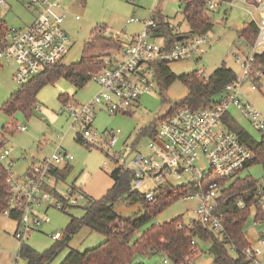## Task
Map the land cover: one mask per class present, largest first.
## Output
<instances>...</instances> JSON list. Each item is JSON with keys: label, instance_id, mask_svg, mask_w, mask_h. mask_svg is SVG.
Here are the masks:
<instances>
[{"label": "built area", "instance_id": "1", "mask_svg": "<svg viewBox=\"0 0 264 264\" xmlns=\"http://www.w3.org/2000/svg\"><path fill=\"white\" fill-rule=\"evenodd\" d=\"M61 0H27L25 7L35 10L36 14L27 24L18 26L7 25L0 36V67L3 61H13L16 65L15 80L24 83L37 72L51 66L62 59L64 52L71 43L62 21L65 13L62 11ZM207 9L212 12L220 5L241 4L257 26V38L252 45L264 43V0H204ZM0 0V7H5ZM238 5V4H237ZM138 21L142 29L135 33L129 42L122 44L117 53L109 54L105 67L92 76L97 85V91L84 103H73L67 100L62 107L69 119V127L76 129L78 138L86 147L105 149V155L112 158L117 166L132 171L131 187L135 190L147 185L143 191L144 198L153 202L164 186L171 188L170 177H188L186 183L189 192L182 198L195 197L198 204L195 218L200 223L207 224L215 233H223L222 213L217 210L221 186L210 179L211 176L220 178L230 177L243 169V165L253 159L251 151L241 141L239 135L226 128L222 115L229 106H235L243 117L252 125L264 129V117L249 100H240L239 92L244 81L250 82V88L256 89L255 82L250 81V66L252 54L236 61L242 69L241 75L225 85L222 96L209 106L192 109L181 106L160 120L155 135L146 145V152L132 151L129 147L120 153L110 151L117 142L119 130L105 129L102 134L92 127L96 109L103 107L109 114L129 111L143 94H150L154 85L153 62L159 60L178 61L197 54L203 45L210 43L206 33H198L191 37H182L172 46L165 48L164 40L153 35L157 21L152 13L146 19L129 17L126 23ZM111 29L106 26L102 32L108 36ZM175 33H177L175 31ZM121 30L112 32V38L119 39ZM199 72H204L199 69ZM257 77H261L259 71ZM222 124L225 128H219ZM26 125L17 126V130H25ZM13 145H9L6 135L0 131V176L7 183L11 194L7 200L3 216L11 219L16 227L13 236L24 242L26 236L34 231H40L50 221L47 210L51 207L65 210L76 203L78 197H83L80 191L70 185L67 191L61 192L56 188L60 179L55 169H64L73 159L58 143L48 155L33 158L22 172L15 175L11 166L17 159L12 154ZM253 192L252 207H264V177L257 182ZM236 204L245 207L243 200L237 199ZM18 212V220L11 217ZM254 222L261 219L254 217ZM245 231V230H244ZM48 236L57 240L62 232L50 231ZM193 247L196 239L191 240ZM232 247V246H231ZM245 260L242 264H263L264 236H259L257 243L250 242L243 248ZM166 264H190L189 257L184 262L171 263L167 257Z\"/></svg>", "mask_w": 264, "mask_h": 264}, {"label": "rangeland", "instance_id": "2", "mask_svg": "<svg viewBox=\"0 0 264 264\" xmlns=\"http://www.w3.org/2000/svg\"><path fill=\"white\" fill-rule=\"evenodd\" d=\"M5 7H0V22L3 25H22L29 23L36 11L24 7L27 0H4ZM61 9L65 13L62 25L71 41L62 56L65 65L78 61L82 55L85 41L90 31L97 27L108 26L111 31L108 36L112 38V32L121 30L120 43H124L123 33L127 35L134 31L139 32L142 24L137 21L126 23L129 17L146 19L152 13L182 29L188 28L183 18L184 3L182 0H61ZM238 4V5H237ZM227 6L225 4L210 12L215 21L212 28L205 32L209 37V45H203L199 52L192 57L183 60L168 62V68L175 75L191 72L201 68L204 76H209L214 69L224 63L236 75L242 74L239 62L240 58L254 52L264 50V43L251 46L235 33L236 26L240 27L248 21L249 17L241 4ZM112 50V49H111ZM114 50V49H113ZM110 51V49L106 50ZM16 65L13 61H3L0 67V131L6 135L9 145L14 146L12 154L17 157L11 170L15 175L22 176L27 164L40 155L50 154L56 144H60L73 159L63 169L64 177L56 181V188L67 191L73 183L75 187L83 190L87 195L98 198L112 184L111 169L116 166L115 161L105 155V149L99 147H85L75 139L76 129L69 127L67 112L62 107L63 97L72 100L73 103L86 102L97 90L96 83L90 79L85 85L76 89L70 80L63 76L54 82L42 86L34 97V102L28 105L29 114L23 109H17L11 113L3 111L2 107L9 96L16 91L21 83H17L13 73ZM264 81V79H263ZM239 92L240 100H249L264 117V82H259L256 89L250 88V82L244 81ZM153 91L143 94L137 100L138 103L128 113L109 114L103 107L96 109L93 116V129L102 134L105 129L119 130L117 142L110 151L121 152L124 148L135 144L132 151L146 152V145L150 140L149 133H141V128L152 122V119L165 114L174 102L181 100L187 93V87L178 78L169 83L166 88L162 80L154 78ZM66 95V96H63ZM228 115L231 121L236 123L255 138L260 137L264 129L255 128L251 122L239 112L233 105L228 107ZM26 125L25 130H17V126ZM219 124V128H225ZM244 176L260 180L263 177V169L259 163H252L243 171ZM190 179L188 177H170V186L179 189ZM147 185L141 186L139 192L147 190ZM169 188L163 187V193ZM160 194V193H158ZM195 197L183 199L178 197L159 211L151 219L150 224L169 221L174 217L183 218L185 225L196 220L195 209L197 207ZM84 198L78 197L75 204L65 210L51 207L47 210L50 221L40 231L29 233L24 242L36 251L47 248L53 239L48 236L50 231L63 232L70 215L80 216L83 213ZM114 211L122 218L133 217L143 211L140 201L121 196L113 202ZM68 212V213H67ZM255 207H250V214L246 220L245 232L257 243V236L264 234V207L262 219L254 222ZM16 224L6 216H0V264H24V260L16 257L21 243L13 236ZM104 241L103 235L85 226L73 233L68 245L57 253V256L49 264H58L67 255L70 249L83 251L91 246ZM250 242V241H249ZM205 244L199 243L194 252L189 255L190 264H213L212 254L206 249ZM200 245V247H199ZM233 252V251H232ZM137 260L143 264H163L164 255L156 252L150 255H137ZM16 259V261H15Z\"/></svg>", "mask_w": 264, "mask_h": 264}, {"label": "trees", "instance_id": "3", "mask_svg": "<svg viewBox=\"0 0 264 264\" xmlns=\"http://www.w3.org/2000/svg\"><path fill=\"white\" fill-rule=\"evenodd\" d=\"M182 1L184 3L183 18L188 25V31L182 37H191L209 31L215 21L212 20L204 0ZM153 18L158 23L153 29V35L160 36L164 40L165 48L176 43L180 34L174 32V26L168 20H163L159 14L158 16L153 15ZM6 26L2 21L0 22V36L5 32ZM102 29L103 26L100 25L90 31L78 61L65 65L61 59L21 83L20 87L4 103L3 111L11 113L21 108L29 114L28 105L34 102L38 90L61 76L70 80L76 89L83 87L95 73L105 67V60L108 57L104 52L108 49H110L108 52H116L122 45L119 39L106 36ZM257 31L256 23L248 20L236 29V34L252 46L257 38ZM252 58L248 79L255 82L259 88L261 86H258V83L264 82V50L254 52ZM168 62L167 60L153 62L155 79L162 80L166 88L169 83L178 78L187 87V93L181 100L174 102L165 114L153 118L152 122L141 128V133H149L151 138L155 135L160 120L173 110L184 104L192 109L209 106L222 96L225 85L236 77V72L224 63L217 66L209 76H204V72L201 73L199 70L175 75L169 70ZM257 71L261 73V77L256 76ZM66 98L63 97L62 101L72 99ZM227 112L221 117L226 128L235 131L241 141L253 151L254 156L250 162L243 165V169L230 177L223 179L214 175L210 177L221 186L217 210L222 213L223 233H215L207 224L197 220H193L187 226L180 216L162 223L150 224L151 219L159 211L172 200L186 195L189 189L187 186L179 189L171 187L164 193L162 189L153 202H148L143 192L131 187L132 171L116 165L111 169L113 180L111 186L98 198L87 195L82 189L76 187L84 198L83 213L80 216H72L67 212L68 223L60 238L53 240L47 248L41 251H36L27 243L21 242L16 257L24 260V264H49L57 253L68 245L73 233L85 226L100 232L104 241L83 251L70 249L58 264H143L137 261V255H150L156 252H162L171 263L184 262L194 252L191 243L193 238L197 241L196 246H198V241L208 243L207 250L212 254L213 264H242L245 260L243 248L250 244L244 229L250 214V207L255 201L253 192L258 184V180L253 177L244 176L243 171L252 163H259L264 177V132L260 133L259 138H255L235 122L233 123ZM75 137L86 147L84 142L78 138L77 133ZM135 144L130 145L131 150L135 148ZM62 171L63 169H55L57 177H64ZM10 194L11 191L1 175L0 216L6 208ZM121 196L139 200L143 205V211L133 217L121 218L113 209V202ZM237 199L243 200L245 207L238 206ZM261 215L262 208L257 206L254 216L256 219H262ZM11 217L18 220L20 214L13 212Z\"/></svg>", "mask_w": 264, "mask_h": 264}, {"label": "crops", "instance_id": "4", "mask_svg": "<svg viewBox=\"0 0 264 264\" xmlns=\"http://www.w3.org/2000/svg\"><path fill=\"white\" fill-rule=\"evenodd\" d=\"M221 6V5H220ZM220 6H218V7H220ZM24 7H25V4H24ZM218 7H217V9H218ZM26 8V7H25ZM156 11H159V10H157L156 9ZM159 14V13H158ZM35 15V14H34ZM152 16H153V14H152ZM34 17V16H33ZM31 19H32V17H31ZM163 20H167V18H162ZM138 22V21H137ZM169 22V21H168ZM171 23V22H170ZM142 24V23H141ZM173 26H174V32L176 31L178 34H180L179 36H181L180 38H182V36L183 35H185L186 34V32L188 31V28H186V29H182L181 27H178L176 24H173V23H171ZM188 26V25H187ZM237 28H239V26L237 27L236 26V28H235V33H236V29ZM135 33H137V31H134L133 33H131V34H129V35H127L126 33H123V38H124V43L123 44H125V43H127V42H129V39L130 38H132L133 37V35L135 34ZM237 35V34H236ZM238 36V35H237ZM209 45V44H208ZM106 53H108V54H106ZM115 53H117V51L116 52H108V51H106V52H104V54L106 55V56H108L109 54H111V55H113V54H115ZM200 55V53H198V56ZM248 56V55H247ZM107 59V58H106ZM199 69H201V68H199ZM199 69H197V70H199ZM138 103V101L135 103V105ZM134 105V106H135ZM133 108V107H132ZM131 108V109H132ZM130 109V110H131ZM129 110V111H130ZM129 111H127V112H125V113H128ZM244 233L246 234V237H247V239H248V241H250V242H255V241H253V238L252 237H250V236H248L247 235V233L244 231ZM262 235V234H261ZM260 235V236H261ZM258 237L259 236H257V239H258ZM206 242H204L203 244H205ZM199 247H200V245H199ZM207 247H208V244H207ZM207 249V248H206ZM163 254V253H162ZM164 255V254H163ZM164 258H166V256L164 255V257H163V259ZM262 260V262H263V264H264V257L261 259ZM138 261V260H137ZM139 263L140 262H142V260H141V258H140V261H138ZM162 262H163V264H166V263H164V261L162 260Z\"/></svg>", "mask_w": 264, "mask_h": 264}, {"label": "water", "instance_id": "5", "mask_svg": "<svg viewBox=\"0 0 264 264\" xmlns=\"http://www.w3.org/2000/svg\"><path fill=\"white\" fill-rule=\"evenodd\" d=\"M180 37H181V36H178V37H177V40L181 39ZM106 54H108V53H106Z\"/></svg>", "mask_w": 264, "mask_h": 264}]
</instances>
